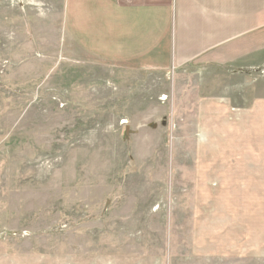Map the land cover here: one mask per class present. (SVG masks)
I'll return each mask as SVG.
<instances>
[{"label":"rangeland","instance_id":"rangeland-1","mask_svg":"<svg viewBox=\"0 0 264 264\" xmlns=\"http://www.w3.org/2000/svg\"><path fill=\"white\" fill-rule=\"evenodd\" d=\"M76 6L0 0V257L264 264V28L223 67H126Z\"/></svg>","mask_w":264,"mask_h":264},{"label":"crops","instance_id":"crops-1","mask_svg":"<svg viewBox=\"0 0 264 264\" xmlns=\"http://www.w3.org/2000/svg\"><path fill=\"white\" fill-rule=\"evenodd\" d=\"M81 1L65 0L68 24L71 2L78 9ZM217 1L86 0L89 11L100 7L98 14L90 13L82 21L93 31L91 45L101 50L89 57L116 59L109 62L118 66L157 63L167 68L223 67L249 57L257 48L253 34L264 28V0ZM77 31L78 25L68 32L74 43L79 42ZM28 260L35 264L33 257ZM0 264H23V260L1 256Z\"/></svg>","mask_w":264,"mask_h":264}]
</instances>
